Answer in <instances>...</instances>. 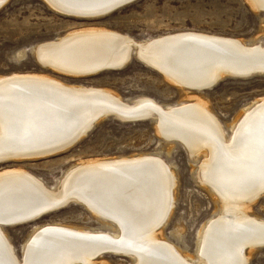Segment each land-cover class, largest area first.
Listing matches in <instances>:
<instances>
[{"label":"bare ground","instance_id":"bare-ground-1","mask_svg":"<svg viewBox=\"0 0 264 264\" xmlns=\"http://www.w3.org/2000/svg\"><path fill=\"white\" fill-rule=\"evenodd\" d=\"M48 1L83 18L104 12L116 0ZM250 2L264 10V0ZM186 32L199 38H186ZM36 53L44 66L71 74L108 62L121 65L135 53L173 72L175 78L166 77L183 89L210 85L225 75L264 72V42L200 31L136 40L90 27L43 42ZM113 92L41 74L0 76V160L40 158L52 148L60 153L53 146L84 133L100 112L103 117L114 112L124 120L151 116L161 136L181 142L194 157L204 155L200 181L222 203L219 214L201 230L197 255L183 253L161 233L174 210L176 174L160 155L147 153L82 161L54 188L22 167L0 172V264H106L97 258L107 250L127 255L135 264H249L255 248L264 247V218L250 213L264 195V98L242 108L228 135L197 96L171 106L148 96L128 101ZM70 200L85 204L109 226L42 225L31 232L18 256L3 223L16 225Z\"/></svg>","mask_w":264,"mask_h":264},{"label":"rangeland","instance_id":"rangeland-1","mask_svg":"<svg viewBox=\"0 0 264 264\" xmlns=\"http://www.w3.org/2000/svg\"><path fill=\"white\" fill-rule=\"evenodd\" d=\"M250 1L138 0L106 16L82 18L59 11L48 0H7L0 9V76L12 73L47 75L69 84L105 88L128 101L148 96L171 106L189 102L197 96L231 135V125L240 117L242 108L264 98V73L247 78L225 75L214 87L195 91L183 89L135 56L120 70L78 76L42 65L35 56V49L43 42L90 27L115 30L136 40L200 31L247 42H264V10L255 9ZM99 120L87 135L67 150L40 158L0 163V172L22 167L54 188L72 166L82 161L156 153L171 164L177 181L174 210L161 233L183 253L196 256L202 228L222 208L213 189L200 181L199 165L204 155L194 157L181 142L161 136L156 119L130 121L108 115ZM250 213L264 218V195L251 205ZM47 224L100 229L109 226L82 203L71 202L35 222L5 227L18 256L23 255L31 232ZM97 260L106 264H135L133 258L123 254L107 253ZM249 264H264V247L255 248Z\"/></svg>","mask_w":264,"mask_h":264},{"label":"water","instance_id":"water-1","mask_svg":"<svg viewBox=\"0 0 264 264\" xmlns=\"http://www.w3.org/2000/svg\"><path fill=\"white\" fill-rule=\"evenodd\" d=\"M136 1H138V0H116V1H114V2H112L109 6H107L106 8H105V10H104V12H101V13H96V14H92V16H102V15H104V16H106V15H108V14H111V13H113V12H115V11H117V10H119V9H121V8H123V7H125V6H127V5H129V4H132V3H134V2H136ZM1 9V8H0ZM60 10V9H59ZM60 11H62V10H60ZM63 12V11H62ZM63 13H65V12H63ZM65 14H67V12L65 13ZM68 15H71V14H68ZM74 15H76V14H74ZM73 16V15H72ZM184 35V37H186V38H199L198 36H196L195 34H193V33H190V32H186V33H183ZM201 38V37H200ZM207 39H209V38H207ZM209 40H211V39H209ZM213 40V39H212ZM215 42H223V41H220V40H217V39H215ZM37 52V51H36ZM35 56H36V58L38 59V61L42 64V65H44L43 64V62L41 61V60H39V56H38V53H36L35 54ZM134 56H136L138 59H140L142 62H144L145 64H147V65H151V67H153V68H156V66H154L151 62H149L148 60H144V59H142L141 57H139L138 56V54H135V53H132L130 56H129V58L127 57V59H126V61L123 63V64H121V65H110V62H108V63H106L104 66H90V67H86V68H81L80 70H78V74H71V73H68V72H63V73H67V74H71V75H78V76H90V75H95V74H98V73H100V72H103V71H107V70H120V69H122V68H124L125 66H127V64L129 63V62H131V60L133 59V57ZM46 66V65H45ZM160 66V65H159ZM98 67V68H97ZM161 67V66H160ZM96 68V69H95ZM157 70H159L161 73H165L164 75H167V76H169L170 78H175V76L176 75H174L173 74V72H171V71H167V70H165L163 67L160 69V68H156ZM93 70V71H92ZM62 72V71H61ZM257 73H264V72H258V71H256V72H253V73H249V74H247V75H244V76H246V77H244V76H241L242 78H247V77H249V76H251V75H253V74H257ZM237 77H239V76H237ZM182 79V78H181ZM222 78H219L218 80H214V82H212L210 85H203V86H200V85H198V86H189V88L190 89H193V90H200V91H202V90H207V89H210V88H212V87H214L220 80H221ZM207 81V80H206ZM193 85H195L196 83H194V82H197V81H190ZM101 113V114H100ZM99 114H98V116H96L93 120H92V122H90V123H92L91 124V126L90 127H88V128H86L87 130L84 132V133H82V134H79V135H77L74 139H72V140H70L69 142H67V143H65V144H63V145H61V146H59V145H55V146H53L56 150V153L57 152H61V151H63V150H65V149H67V148H69V147H71L72 145H74L75 143H77L83 136H85V135H87L91 130H92V128L95 126V124H96V122L99 120V119H101L102 117H103V112H100ZM109 115H113V116H116L115 114H114V112H110V114ZM145 118H152L151 116H148V117H146V116H144V115H140V116H137V117H134V118H127V120H130V121H137V120H141V119H145ZM167 140H169L170 138H168V137H165ZM44 151H49L48 152V155H45V156H49V155H52V154H54V153H52V151H53V148L51 149V150H44ZM52 153V154H51ZM42 157H44V156H42ZM0 163H6V161H3V159H1L0 160ZM263 193V192H262ZM71 202H75V201H73V200H70L66 205H64V206H58L59 208L57 209V207L56 208H51V209H48V210H46V211H43L42 213H40V215L39 216H36V217H32V218H27L25 221H23V222H17L16 223V225H22V224H27V223H32V222H35V221H37V220H39L40 218H42L43 216H45V215H47V214H49V213H52V212H54V211H56V210H59V209H61V208H64L65 206H67L68 204H70ZM79 203V202H78ZM47 205V204H46ZM85 207H87L85 204H83ZM43 208H44V206H43ZM3 226H5L6 227V229H7V227H10V226H13V225H11V224H9V222H4L3 223ZM15 226V225H14ZM106 245H109V244H106ZM105 246V245H104ZM103 246V247H104ZM109 250H107V251H104L103 253L104 254H107V253H111V252H108ZM19 254V253H18Z\"/></svg>","mask_w":264,"mask_h":264},{"label":"snow or ice","instance_id":"snow-or-ice-1","mask_svg":"<svg viewBox=\"0 0 264 264\" xmlns=\"http://www.w3.org/2000/svg\"><path fill=\"white\" fill-rule=\"evenodd\" d=\"M0 2H2V0H0Z\"/></svg>","mask_w":264,"mask_h":264}]
</instances>
